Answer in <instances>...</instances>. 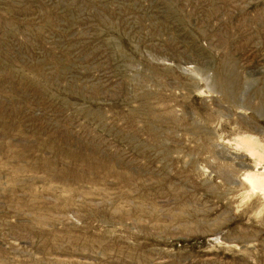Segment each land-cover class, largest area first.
Instances as JSON below:
<instances>
[{
    "label": "rangeland",
    "instance_id": "1",
    "mask_svg": "<svg viewBox=\"0 0 264 264\" xmlns=\"http://www.w3.org/2000/svg\"><path fill=\"white\" fill-rule=\"evenodd\" d=\"M0 264H264V0H0Z\"/></svg>",
    "mask_w": 264,
    "mask_h": 264
}]
</instances>
